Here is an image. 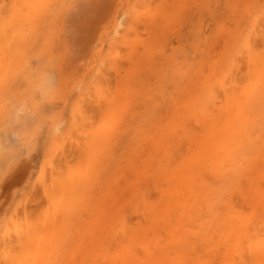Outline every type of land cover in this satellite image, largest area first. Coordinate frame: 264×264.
Wrapping results in <instances>:
<instances>
[{"label": "snow or ice", "instance_id": "6c2138e0", "mask_svg": "<svg viewBox=\"0 0 264 264\" xmlns=\"http://www.w3.org/2000/svg\"><path fill=\"white\" fill-rule=\"evenodd\" d=\"M101 2L82 0V11L92 19L100 11ZM32 6V3L3 4L0 7V38L11 28L23 27ZM46 6L53 9V15L71 7L68 0H55L54 4ZM200 12L210 13L209 20L213 22L216 34L223 33L227 37L229 56L239 65L232 90L240 95H229L228 90L221 91L222 85L209 83L205 80L208 69L195 63L191 68L170 66L158 82L152 101L154 109L151 106L148 111L137 109L138 114L131 123L134 127L137 121L144 128L156 126L166 110H170L172 102L188 91L191 82L197 83L206 93L219 94L224 114L236 122L241 134L227 162L218 174L209 178L210 190L202 193L191 207L182 205L178 197L174 206L156 223L154 232L146 235L126 218L117 220L111 228L101 227L104 219L115 211L114 206L105 204L101 206L91 236L81 240L69 221L81 213L89 194L94 193L103 181L115 157L123 148L126 157L120 163L123 180L129 171L143 166L144 155L139 150L129 154L124 136L113 137L102 146L89 144L81 155L82 162L87 165L86 181L82 179L81 183L69 188L63 177L54 175L50 186L47 176L43 178L45 195L50 201L64 206L66 219L64 229L51 239L46 264H257L253 259L254 252L259 254V264H264V215L260 227L254 229L246 224L245 210L233 196L238 189L250 192L256 188L258 179L259 198L264 202V44L255 60L258 72L253 71L251 56L255 50L253 33L259 29L264 37V0H218L215 5L204 0L197 3L121 0L114 10L118 25L115 33L110 23L105 25L110 41L105 46L107 57L101 52L98 66L103 67L99 70L102 72L108 65L112 51L120 48L122 38L126 40L138 32L147 17L184 25L190 22L193 13ZM145 57L149 63L159 59L147 57V54ZM211 107L209 104L208 108ZM124 120L113 113V129L124 127ZM94 124L93 120L92 126ZM170 163L171 157L153 160L154 177L163 180L169 174ZM145 199H148L147 194ZM0 218L6 225L0 228V264H21L19 254L29 246L33 230L39 228L40 217H30L21 193L9 190L7 199L0 204ZM13 222L15 231L12 230Z\"/></svg>", "mask_w": 264, "mask_h": 264}, {"label": "bare ground", "instance_id": "6f19581e", "mask_svg": "<svg viewBox=\"0 0 264 264\" xmlns=\"http://www.w3.org/2000/svg\"><path fill=\"white\" fill-rule=\"evenodd\" d=\"M185 2L197 3L201 2V0H185ZM161 3H163V1H161ZM196 14H193L192 16L194 17V15ZM206 15L211 16L210 13L204 14L203 12H200L196 17V22L193 21L195 19H191L194 22H192L194 26L190 27L189 29L191 30H187V32H185L184 30L189 26L185 28L181 25L185 28L182 29V27L178 25V28L180 29H178L180 34V37H178V39L180 38V44L179 47L177 46V48H174V52L171 54V56L166 55L165 57L164 54L163 56H161V58L164 57L162 58L163 61L166 58V61L164 63L165 67L161 65L163 64L161 61V64L159 66V60L151 61L150 63L147 59L145 60V62L143 63L142 71L145 69L149 70V72L151 73L149 76V73L146 70L143 71V73L146 72L147 76L145 77H148L146 79H149L150 81H145L144 76L141 75V79L139 78V80L138 77H136V81H133L131 85H126L124 81L122 82L117 79L119 83H117L116 86L114 85L115 87H111L112 84L108 86V82H105L107 85L106 86L103 82L109 80H107V76L105 77V75L108 74V72L111 70H109V68L112 67L114 69H112L111 71H116L115 68L117 66L119 67L118 62L122 60H120V57L118 55L120 51L117 50L118 52H116V49H114L111 54L110 62L108 63V65H111H107L106 67H104V70L102 72L99 69L96 70V72L94 73L95 77L93 76L95 79L97 78L96 80L93 78V82L94 80L97 81V83L94 82L95 85L93 86V91H96V93L99 95L101 94L100 97L102 99L100 118L98 120L99 122H97V124H94V126H92V124H87V128L85 127L86 124H70V127L66 126V129L68 128L67 130H65L63 127V129L67 131L66 133L63 129H61L60 132H62L63 130L62 134H69V138H71L72 136H75L74 132L76 131H74V129L78 127L77 130L79 129L80 131H82V133L78 132V134L82 138H79V141L83 142H77L80 144V148L75 147L77 146V144H75V146L73 145L76 149L74 152L75 154L71 155L70 153L68 154L69 156H66L65 160H63L62 158L61 164L58 165L57 163V166L54 167V172L52 171L53 173L50 176L51 182H49L48 180L49 186L52 183L54 175H57L58 178L63 177L64 181L67 182L69 188H71L73 184L81 183L82 179L84 181L87 180V165L82 162L81 155L84 148L89 144L95 143L98 146H102L112 140L113 137L124 136L129 154L137 152V150H139L140 153L144 154L143 166L129 171L123 177V180H121L120 174V163L123 159L126 158L123 155V148L121 149V153L115 157V160L113 161L107 174L104 176L103 181L97 186L94 193L89 194L88 201L82 209L81 214L76 216L74 220L69 221L74 232L81 240L85 236H91L92 231L94 230L95 226H97L98 215H100L101 206L105 204H107L109 207L114 206L115 211L104 219L101 227L111 228L114 226L117 220H123L124 218H126L127 221L131 224L137 225L139 230L145 235L148 232H154L156 223L165 216L171 206H174V204L177 202L178 197L181 198L180 203L182 205L191 207L198 201V199L201 198L202 193L210 190L209 178L219 173L221 166L227 162L230 153L236 146V143L241 134V130L235 121L230 120L224 114V106L223 102H221L220 100L219 94H213L210 91L206 93L204 89L195 82H191L188 91L185 94L179 96L177 100L172 102L170 110H166V112L160 118V121L154 127L149 126L147 128H144L140 125L139 121H137L138 123H136L134 127L131 122L135 119L138 113H131L128 112L130 110H127V107H130L133 104L137 103L141 96L145 101L144 111H148L150 106L154 109L155 106L153 105L152 101L153 97L156 95L158 82L163 78L162 73L170 66L184 65L187 68H191L195 63L201 68L208 69L207 74L205 75V80H207L209 83L222 85L221 91L228 90L229 95H240L239 92H234L232 90V85L236 83V74L239 71V65L232 61L229 56L225 43L227 41V37L225 36V34L221 33L217 35L214 26L209 33H206L204 28ZM157 28L153 30L151 27V31L148 34L149 37L147 38L149 39V42L147 41V57L156 56V53L162 52L163 50L165 51V43L162 40V36L165 35L166 37L169 30L167 29L168 31H165L166 33H162ZM178 30L177 32H175V34L178 33ZM171 33L174 32L172 31ZM177 36L179 35L177 34ZM127 40L128 38L126 39V41ZM123 41L124 39L122 38V43ZM128 43L129 42L125 43V46L127 48L130 47L127 46ZM252 43L255 46V50L251 54L253 61L252 67L253 71L258 72L259 68L255 63V60L258 59L260 55L261 45L264 44V37L261 36L259 29H257V31L253 33ZM106 54L105 57H107ZM126 57H128L129 59V55ZM52 59L54 60L53 57ZM8 61L9 57L3 56L0 60V63L2 64L1 66L3 68H6L9 63ZM37 61L36 63L38 68L42 69L40 72L37 68L40 72V74L38 71L36 73L37 75L39 74L38 79L42 77L41 75H43V77L40 78L41 80L44 81V77H47V79L51 78L53 81L55 77L57 78L64 75V72L62 70L63 67L60 66L61 62L59 63V61L57 60L53 62L51 60L53 62V65H51L52 67L46 66V68H48L46 69L44 68L45 65L43 66V68H41L39 65L42 66L44 63L46 64V62L43 61L47 60L43 59L39 60L38 62ZM40 61H42L41 64L39 63ZM31 65V67L33 68V64ZM100 66L103 67V65H99V67ZM49 67L51 69H49ZM107 67L109 68L106 69ZM35 70L33 69L32 71ZM106 70L108 71L107 73ZM117 70L120 72V67ZM119 72H117V74H120ZM131 76H133V74ZM61 78L60 81L63 80V78ZM123 78L124 76L122 77V79ZM130 81L131 80H129V82ZM225 81H227V83H225ZM48 82L51 81L48 79ZM48 82L46 84H48ZM56 82L53 81L52 84H48L52 85H50L52 88H50L49 86L51 90L53 89L54 85L57 86ZM87 83L90 84L89 81ZM145 83L150 84L151 88L148 87V90L144 92L143 86L146 85ZM48 85L45 86L48 87ZM85 86L89 87V85L87 84H85ZM59 88H57V90ZM91 88L90 90L92 91ZM90 90H87V92L89 91L90 93ZM96 93L94 94L96 95ZM98 97L97 99H100ZM209 104L212 105L211 109L208 108ZM38 106L40 107V105ZM42 113L38 112L37 114L39 115ZM113 113L119 115L121 120H124V117H127V119L124 120V127L113 129L111 123V116ZM38 115L37 122L39 121L38 118L40 116ZM28 116L29 115H27L25 118L21 116L24 120H22V118L20 117V121H23V124L20 125H24L23 128L22 126H20V129L26 130V133H24L23 130V134H25V137L30 136V133L28 135L27 133L31 132L28 131L29 126L31 128V125L28 124L29 122L25 121ZM40 118H42V116ZM29 121H31V119H29ZM24 123L27 124V129V126ZM37 124H39V122ZM60 124L61 123H59V125ZM64 124H61L60 126H64ZM6 125L9 126L11 124ZM69 128L71 131L69 130ZM54 129L55 132L51 131L49 133V136H51V133H54L55 135V133L58 131L56 128ZM18 132L21 133L20 131ZM60 132L58 131V134L61 136H58V134V137L56 136L58 141L55 140L58 143L54 142L57 144V146L56 144H54L57 148L54 145L51 146L56 150H59L58 144H61L63 142L62 140L65 139L62 138V134H60ZM129 132H131V135H129ZM81 134H83V136ZM64 135L63 137L68 138V135ZM20 138L23 139V136H21ZM74 138L76 139V136L73 137V140H75ZM59 139L60 141H62L61 143L59 142ZM67 140L65 141L67 142ZM70 142L71 140L69 141V143ZM74 143H76V141ZM63 144L64 146L66 145L64 142L62 143V145ZM145 146H147L148 148L147 152H145ZM63 147L60 148L63 149ZM55 149H53L54 153H56ZM173 153H175V155H173ZM168 157H171V163L168 165L169 174L165 176L163 180H158L153 175L155 169L152 167L151 162L158 159L166 160ZM52 160L54 161V159ZM52 160H49V162ZM73 161H75V163H73ZM49 175H46L47 178ZM256 184L257 187L251 189L250 192L247 190L241 192L238 189L235 193H233V196L238 201L240 208L245 210V216L247 218L246 224L251 225L254 229H258L260 227L261 217L262 215H264V202L261 201L258 194V179L256 181ZM43 189V198H45L51 206L50 209L48 207L49 210L47 209L44 219L42 218L44 221H39V228L33 230L29 246L19 254L18 259L20 260L21 264H46L49 255L48 246L51 242V239L53 235L60 234L66 224L64 206L58 204L57 202L50 201L49 198L45 195V188ZM145 194H147L148 199H145ZM49 204L47 206H49ZM35 205H40V199L35 201L34 206ZM29 210H27V213L29 212ZM29 213H31V211ZM81 215L84 217H82ZM31 216L32 215L30 214V217ZM238 223H240V221H238ZM12 230L15 231V223L14 229ZM0 251H2V249H0ZM253 259L257 262V264H259L260 257L258 253H253Z\"/></svg>", "mask_w": 264, "mask_h": 264}, {"label": "rangeland", "instance_id": "374dc122", "mask_svg": "<svg viewBox=\"0 0 264 264\" xmlns=\"http://www.w3.org/2000/svg\"><path fill=\"white\" fill-rule=\"evenodd\" d=\"M161 1H163V3L170 2V0H153L154 3H161ZM13 2L32 3L33 6L27 11L26 23L23 27L11 28L3 38H0V60L3 56L9 57V63L6 68H3L0 63V204H3L4 200L7 199L9 190L13 192L19 191L23 196L24 203L26 202L25 205H27V210L30 209L29 212L31 211V213L28 212L29 216L31 214L32 216L40 217V220L44 221L43 219L46 215L47 209L48 207L50 209L51 205L45 198H43V178L45 175L50 174L48 176V180L51 182L50 176L54 172V167L57 166V163L58 165L61 164L62 158L65 160L66 156H69L68 154H75V147H81L77 142L82 139L78 134V132L82 133V131L79 129L78 131L77 126V128H75L76 130L74 129V131H76L74 132L76 136V139L74 138L75 140H73V137L75 136L69 138V134H65L66 136L68 135V138L63 137V130H67L68 128L66 129V126L70 127V124H92L93 120L95 121V124L99 122L98 120L100 118L102 99L100 97L101 94L99 95L96 91H93V86L95 85L94 82L97 83V81H95L97 78H94V73L96 71L94 72L93 69L98 70L101 67L98 66V60L101 59V52H104L105 54L107 53L105 46L109 43L110 37L105 25L110 23L113 33H115L118 27L114 19V10L115 7L121 3V0H102L100 11L92 19H89L82 11V0H68L71 7H65L62 11H57L55 15L52 14L53 9L46 6L54 4L55 0H0V7H2L5 3ZM204 2L215 5L218 0H204ZM197 15L198 13L194 15V17L192 16V20L195 19L193 20L194 22H196ZM110 17L112 18L110 19ZM209 17V15H206L205 17L206 22L204 28L206 33H209L213 29V24L210 22ZM192 20L189 22L190 24L187 23V25L185 24L186 26L182 25L185 28L189 26L185 29L178 22L175 24H169L158 22L151 16L147 17L139 31L128 36L127 41L124 39L120 48L115 50L116 52L120 51L118 55L120 60L122 59L121 61L119 60L121 63H117L120 67V72L117 70L119 68L118 66L115 70L122 76L117 74L116 71H111L114 68L107 67L106 69H111L109 72L106 70V73L108 72V74L105 75V77H108L107 80H109H103V83L108 82V86L112 84L113 86L111 85V87H115L116 84L119 83L117 81L118 79L119 81H124L126 85H131L133 81H136V77L139 79L141 75L144 76L145 81L149 80L146 79L148 77H145L147 75L146 72L143 73V71L146 70L149 73H147L148 76L151 73L145 68V70L142 71V67L146 60L144 57L145 54H147V43L149 42L147 37H149L148 34L151 31V27L153 30L158 27L157 29H159L162 33H166L165 31L169 30L166 37L162 34V40L165 43V51L163 50L164 53L161 50L162 52L156 53L157 55L155 54L158 58L160 56L158 59L159 66L161 64L160 61L163 63L161 65L164 66L166 58L163 61L162 58L164 57L161 58V56H163V54L165 57L166 55L171 56L174 52V48H177V46L179 47L180 38L178 39V37H180V29L178 28V25L181 26L182 29L184 28V31L187 32V30H191L189 29L190 27L194 26V24H192ZM170 30L174 33H171ZM177 30V34L179 36L175 34ZM126 42L130 43V45L129 43L127 45L130 46L129 48L125 46ZM127 54L129 55V59L126 57L128 56ZM52 57L54 60L56 59L59 61V63L61 62L60 66L63 67L61 68L64 75H62L63 77L61 76L63 78V80H61L62 82L60 81V76L57 78L55 77V80L53 79L54 82L58 81L56 82L58 87L54 85L51 90V84L53 83L51 78H48L51 82H48L47 77H44V81L41 80L40 78H42L43 75H41L42 77L38 79L42 69L38 68L36 61L43 59L47 60L43 61L46 62V64L44 63L41 66L39 63L41 64L42 61H40L38 65L41 68H43L44 65V68H46V66L52 67L51 65H53V62L56 61H54ZM31 64H33V68L31 67ZM50 67L49 69H51ZM33 69H36V72L32 71ZM37 71L39 72L38 75L36 74ZM132 74L133 76H131ZM123 76L124 78L122 79ZM130 76L133 78L131 79ZM93 78L95 79L94 82ZM90 79L92 80V83ZM129 80L131 81L129 82ZM45 81H47L48 84L51 83V86L46 84L47 82ZM88 81L90 84L87 83ZM39 83L45 84L46 86L48 85V87L40 85ZM85 84L89 85V87L85 86ZM145 84L146 85L143 86L144 92L148 90V87L151 88L150 84ZM57 88L59 89L57 90ZM86 89L90 90V93L89 91L87 92ZM94 93H96V95ZM97 97L100 99H97ZM144 102L145 101L141 96L137 103L133 105L131 104V108L127 107V110H130L128 112H137V109L144 111ZM41 103L42 105L44 104L43 110ZM38 105H40L41 108ZM38 112H43L42 114L44 115L39 114V116L37 114ZM27 115H29V118L27 117L28 120L26 118L25 121L29 122L28 124L31 125V128L29 126L28 130L31 132L27 133V135L30 133V136L25 137V134H23L24 129H20V126H22L20 124H23V121H20V117L22 116L25 118ZM37 115L39 116V124H37ZM41 116L42 118H40ZM23 118L22 120H24ZM29 119H31V121H29ZM59 123H65L66 125L64 124V126H60L61 124L59 125ZM6 124L11 125L7 126ZM53 124L54 128H56L59 132L64 127L60 134H62V138H65L62 141L66 145H62L63 142L59 139V142H62L61 144H58L59 150L51 147L52 145L58 143L55 140H57L58 136H61L58 134L57 130L55 135L54 133H51L52 137L49 136L51 131L55 132ZM27 128L28 126L26 129ZM66 132L67 131H65V133ZM24 133H26V130H24ZM81 135L83 136V134ZM19 136H23V139ZM65 140H67V142ZM70 140L71 142L69 143ZM75 141L76 143H74ZM79 142L81 143L83 141ZM75 144H77V146H75ZM60 147H63V149ZM52 148L55 149L56 153L53 152L54 150ZM52 159H54V161ZM49 160H52L53 162H49ZM5 184L7 185L5 186ZM39 199L40 205L34 206L35 201ZM48 204L49 206H47ZM22 210L21 212L23 214L24 210ZM14 223L15 222L12 223V229H14ZM5 226V222L2 218H0V228Z\"/></svg>", "mask_w": 264, "mask_h": 264}]
</instances>
